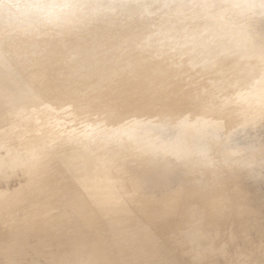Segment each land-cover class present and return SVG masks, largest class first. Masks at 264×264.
<instances>
[{
	"label": "bare ground",
	"instance_id": "6f19581e",
	"mask_svg": "<svg viewBox=\"0 0 264 264\" xmlns=\"http://www.w3.org/2000/svg\"><path fill=\"white\" fill-rule=\"evenodd\" d=\"M38 1L48 4L51 14L64 3ZM8 3L17 4L19 0H0V6ZM78 4L80 15L77 16L82 17V22L66 40L54 45L41 43L29 54L20 46V41L27 37L21 38L19 33L12 38V46H20V53L28 62L38 58L46 64L54 58L64 63L75 99L84 97L86 104L93 105L103 99L109 109L117 102L103 91L121 85L118 91L125 88L127 92L121 94L125 112L157 113L164 119L160 122L134 119L110 133L107 141L103 134L94 135L96 138L87 134L88 140L81 142L76 137L68 138L73 131L67 137L62 136L64 131L58 129L59 114H56V118L47 121L51 127H46L48 130L43 127L46 132L41 140L36 116L41 108L47 111L50 105L42 97L25 92V87L10 75L7 61L0 60L1 105L10 110L3 111L13 113L20 119L19 123L31 127L27 129L31 132L27 140L23 136L27 130L16 128L14 142L5 143L0 162L9 160L17 151L32 158L26 165L30 167L0 175V186L19 179L16 187L0 193V264H223L224 255L235 252L236 242L241 246L236 253L240 264H247L250 258H254V264H264V242L255 243L246 238L252 230L260 235L264 232V83L259 80L264 74V59H261L264 0H80ZM27 5L33 6L29 2ZM146 8L147 17L138 21L141 18L136 15ZM125 14L131 17L125 18ZM167 25L172 28L167 30ZM7 30L0 27V45L14 34ZM236 30L246 36L229 38L227 33ZM194 32L198 34L196 41L183 39L187 33L195 35ZM30 34L28 38L33 37ZM89 38L97 46L95 49L84 46L83 40ZM33 39H29L30 43ZM236 40H249L251 44L243 43L242 47L228 51L217 45V42L231 44ZM58 45L61 51L52 50ZM7 49L0 47L3 52ZM215 64H218L216 68L210 70ZM186 79L208 84L204 86L209 107H205L202 116L187 115L185 93L180 89ZM112 90L115 89H109ZM246 99L249 103L242 107L241 102ZM97 106L94 109L98 111L100 106ZM51 113L50 110L47 115ZM65 116L62 117L69 118ZM6 123L9 126L11 122ZM159 123L174 127L194 123L193 133L184 130L178 141L168 143L167 137L162 139L148 130L141 131ZM223 126L225 131L220 129ZM17 127H21L18 122ZM240 128L248 129L247 136L255 133L258 139L246 138L242 142ZM132 129L139 131L138 136ZM6 130L5 135L9 132ZM92 138L94 148L92 142L87 144ZM61 141L64 145L59 146ZM175 142L178 145L174 146ZM230 142L242 147L238 158L227 149ZM47 148L54 151L57 159L50 161ZM175 153L183 165L189 166L187 176L180 183L179 173L175 171L182 165L173 157ZM50 162L60 163L70 179L49 188L54 196L52 201H32L41 198L40 191L34 193L37 188H48L51 184L45 180L39 186L41 181L36 178L39 175L45 178L44 171ZM246 164L255 171H244ZM229 167L233 174L238 173L237 182L226 181L218 171ZM131 172L136 183L132 184L134 191L129 192L127 178L131 179ZM166 187H173L171 193L155 199L153 193ZM59 196L66 197L61 205L55 203ZM30 199L33 203L27 211H22ZM182 246L185 250L181 252Z\"/></svg>",
	"mask_w": 264,
	"mask_h": 264
},
{
	"label": "rangeland",
	"instance_id": "374dc122",
	"mask_svg": "<svg viewBox=\"0 0 264 264\" xmlns=\"http://www.w3.org/2000/svg\"><path fill=\"white\" fill-rule=\"evenodd\" d=\"M259 16V15H258ZM259 17H263V16H259ZM33 42L32 43H30V40L28 39V38H23L21 41H20V46L21 47H26V46H29V45H32V44H36L37 42H38V38H34L33 40H32ZM20 46H10L8 49H7V51L5 52H3V51H1L0 50V56H1V58L0 59H2V60H5V61H3L4 63L6 62V65L8 66V68H9V66H10V71H12V72H14V74H15V72L16 73H18V74H15L16 76H18V77H20L28 86H30V87H33V89L34 90H36L37 92H39L41 95H42V98L41 99H44L43 101H46V103L45 104H49L50 105V107H48V109L49 110H51L52 111V117H54V116H56V114L58 115L59 114V116L61 117H59V116H56L57 118H59V120H58V129H59V131H64L63 132V134H62V136L63 137H67L69 134H70V131H73V133H71V135L72 136H68V137H76V139L77 140H79V141H81V142H85V141H87L88 139H87V137H86V135L88 134V135H90L91 137H93L94 135H96V134H103V135H106L104 138H106L110 133H114L115 131H117L118 130V128L119 127H121V126H126V124H129V123H131L132 122V120H149V121H152V122H159V120L160 119H162V117H160L161 115L160 114H157V113H154V114H140V115H137V114H130V113H128V112H125L124 111V108H125V104L123 103V100H124V98H121V94H124V93H127L126 92V89L124 88H120V90L118 91V89H119V87L121 86V85H114V86H112V87H114V88H109V87H107L106 89H105V91H103V94L104 93H106V92H108V95L110 96V95H112V96H110V98L111 99H113V100H115V103L117 102V104L114 106V105H110V107H109V109H108V107L106 106V105H104L103 103V99H102V101H101V99H100V101H99V103L98 104H96V105H98V106H100L99 108H100V110H95L94 109V106H96V105H93V104H91V102L90 101H88V102H90V103H88V104H86L87 103V100L84 98V97H78V98H74L73 97V95H72V91L74 90V87H72V85H71V81L68 79V77L66 76V74H65V72L64 71H62L61 69L59 70L58 68H55V67H52V66H50V65H47V64H43L42 63V61H40L39 59H35V58H33V59H28V60H31V61H27V59H24V57H23V53L21 54L20 53V51H22L21 49V47ZM11 51V52H10ZM16 51V52H15ZM10 53V54H8V53ZM4 53H5V55H4ZM17 53H19V54H17ZM6 54H8L7 56H6ZM13 54H17L16 56L15 55H13ZM4 55V56H3ZM5 56H6V58H5ZM8 56H9V58H8ZM13 57V58H12ZM15 57V58H14ZM11 58V59H10ZM12 59H14V60H12ZM18 59V60H17ZM21 59V60H20ZM39 61V62H38ZM16 62V63H15ZM35 62V63H34ZM12 63H14V64H12ZM23 65H22V64ZM27 64V65H26ZM35 64V65H34ZM18 67H17V66ZM44 65V66H43ZM13 66H14V68H13ZM19 67H21L20 69H19ZM25 67V68H24ZM29 67V68H28ZM16 68H18L17 70H16ZM15 69V70H14ZM31 69H32V72H31ZM23 72H22V71ZM28 70V71H27ZM20 71V72H19ZM26 73V74H25ZM58 73V74H57ZM52 75V76H51ZM53 75H55V77H53ZM30 76V77H29ZM49 76H50V78H49ZM37 77H39V78H37ZM48 78V79H47ZM183 78H185V76H183ZM27 82H26V81ZM39 80V81H38ZM187 80V82H186V84H185V82L183 83H181V84H183V85H180L181 86V91L182 92H184L185 94V97H186V99H185V105H184V108H186V112L188 113L187 115L188 116H191V117H195V116H198V115H201L202 113H203V111H204V107H205V103H206V97L204 96L205 95V89H206V85H208L207 84V82L206 81H200V80H198V79H196V80H198V82H196V83H191V82H189L188 81V79H186ZM59 81V82H58ZM40 83L39 85H38V83ZM48 82V86H47V83ZM68 82H70L69 84H68ZM200 82H201V84H200ZM205 82V83H204ZM203 83V84H202ZM37 86H36V85ZM54 84V85H53ZM192 84V85H191ZM67 86L68 87V91H61V87H64V86ZM203 85V86H202ZM206 87H205V86ZM46 86V87H45ZM195 86V87H194ZM200 86H202V87H200ZM45 87V88H44ZM51 87V88H50ZM72 87V88H71ZM182 87H184V88H182ZM188 87V88H187ZM192 87V88H191ZM49 88V89H48ZM54 90H53V89ZM71 88V89H70ZM197 88V89H196ZM41 89V90H40ZM45 89H47V90H45ZM51 89V90H50ZM109 89H115V90H112V91H109ZM187 89L189 90L188 92H187ZM193 89V90H192ZM204 89V90H203ZM39 90V91H38ZM108 90V91H107ZM131 90H133V89H131ZM186 90V91H185ZM41 91V92H40ZM46 91L49 93L50 92V94H53V95H49L48 93H46ZM51 91L53 92V93H51ZM62 93H61V92ZM127 91H129L128 89H127ZM193 91H194V93H193ZM197 91V92H196ZM57 92V93H56ZM67 92V93H66ZM89 92V91H88ZM196 92V93H195ZM43 93L44 94H46V95H43ZM59 93L60 94H62V95H59ZM69 93V94H68ZM192 93V94H191ZM202 93V94H201ZM55 94H58V95H56L55 96ZM65 94V95H64ZM87 94H90V93H87ZM50 97H49V96ZM188 95V96H187ZM199 95V96H198ZM69 96V97H68ZM193 96V97H192ZM53 97H56L57 98V100H56V98H53ZM68 97V98H67ZM49 100H48V99ZM60 98V99H59ZM55 99V100H54ZM65 99H67V100H65ZM84 100V102L82 101V102H80L81 100ZM153 99H154V97H153ZM193 99V100H192ZM47 100L50 102H47ZM52 100H53V102H52ZM62 100H64V101H62ZM74 100V101H73ZM78 100H79V102H78ZM117 100V101H116ZM200 100V101H199ZM68 101V102H67ZM69 101H72V102H69ZM60 102V103H59ZM53 103V104H52ZM67 103H69V104H67ZM74 103H75V105H74ZM122 103V104H121ZM2 103L0 102V113H1V115H0V146H4V147H0V156H2V155H4V153H2V151L3 150H5V147L8 145V144H11V143H13L14 142V138H15V136L14 135H16V133H15V130H16V128H23L22 129V131L23 132H25L28 128H30V126H26L25 128L23 127V126H21V127H17V122H18V125L20 126V125H23L21 122L19 123V121H17V119L15 120L14 119V116H12L11 115V113H9L8 111L7 112H4L5 111V108L3 109L2 108V105H1ZM44 104V105H45ZM57 104V105H56ZM58 104H60L59 106H58ZM71 104L74 106H71ZM77 104H80V105H78V106H81V107H78L77 106ZM52 105L54 106V108L52 107ZM62 105V106H61ZM46 106V105H45ZM67 106V107H66ZM97 106V107H98ZM58 107V108H57ZM66 108V112H64V110H65V108ZM69 107V108H68ZM85 107V108H84ZM114 107V108H113ZM115 107H116V110H115ZM52 108H53V110H52ZM74 108H76V109H74ZM105 108H107V109H105ZM62 109V110H61ZM67 109H68V111H67ZM69 109H71V110H69ZM80 109V110H79ZM93 109V110H92ZM4 110V111H3ZM75 110V111H74ZM119 110V111H118ZM57 111V112H56ZM58 111H59V113H58ZM82 111V112H81ZM123 111V112H122ZM63 112V113H62ZM5 114V116H4V114ZM7 113V114H6ZM67 115V116H65V114ZM69 115H68V114ZM80 113V114H79ZM55 114V115H54ZM64 114V115H63ZM71 114H74V116L73 115H71ZM124 114V115H123ZM130 114V115H129ZM76 115V116H75ZM135 115V116H134ZM62 116H65V117H68L69 116V118H64V117H62ZM3 117V118H2ZM5 117V118H4ZM8 117V118H7ZM11 117H13V118H11ZM56 117H54V118H56ZM53 118V119H54ZM63 118V119H62ZM74 118H75V120H74ZM138 118H140V119H138ZM4 119V120H3ZM13 119V120H12ZM65 119V120H64ZM66 119H68V120H66ZM37 122H38V124H39V126H40V128H41V134H39L38 136H39V139H43L44 137H45V135H43L44 134V129H46V130H48L49 128H48V126L49 127H51L50 125H48V124H51V122L50 123H47V121H49L50 119H48L47 117H44V116H40V117H38L37 119ZM64 120V121H63ZM9 121L11 122V123H14L13 125L11 124V123H9ZM13 121V122H12ZM15 121V122H14ZM50 121H52V119L50 120ZM2 122H4V123H2ZM6 122H8L9 123V126H8V124L6 123ZM40 122V123H39ZM46 122V123H45ZM60 122V123H59ZM61 122H62V124H61ZM74 122H75V124H74ZM16 123V124H15ZM42 123V124H41ZM73 123V124H72ZM79 123V124H78ZM86 123V124H85ZM3 124V125H2ZM61 124V125H60ZM72 124V125H71ZM85 124V125H84ZM11 125V126H10ZM15 125V126H14ZM63 125V126H62ZM66 125H68V126H66ZM222 125V124H221ZM7 127V128H6ZM8 127H10V130H9V128ZM15 129H14V128ZM43 127H44V129H43ZM48 129H47V128ZM77 127H79V128H77ZM63 128V129H62ZM77 128V129H76ZM223 128V131H225V127L223 126L222 127ZM2 129V130H1ZM6 129H8L9 130V132H8V134H6L5 135V132L7 133V130ZM69 129V130H68ZM4 130V131H3ZM18 130V129H17ZM29 130V129H28ZM26 131L25 133H24V139H30L31 137V132L30 131ZM43 130V131H42ZM82 130V131H81ZM114 130V131H113ZM14 131V132H13ZM19 131V130H18ZM80 131V132H79ZM22 132V133H23ZM28 132H29V134H28ZM46 132V131H45ZM48 132V131H47ZM2 133H3V137H1V135H2ZM10 133H12L13 134V136H12V134L10 135ZM15 133V134H14ZM8 135H10V137L8 136ZM25 135H29L28 136V138H27V136H25ZM44 136V137H43ZM6 137H7V139H6ZM8 137H9V140H8ZM12 137V138H11ZM30 137V138H29ZM2 138V139H1ZM4 138V139H3ZM10 138H11V141H10ZM94 138H96V136H94ZM2 140L3 141H5V142H2ZM8 142H7V141ZM13 141V142H12ZM89 141H92V140H89ZM106 141H107V138H106ZM11 142V143H10ZM62 142V141H61ZM2 143V144H1ZM5 143L7 144V145H5ZM4 144V145H3ZM62 143H60L59 145H61ZM93 145H94V142H93ZM51 153L50 152H48L47 153V155H48V157H49V159H50V161L53 159V158H51L52 156L50 155ZM234 154V153H233ZM235 155V154H234ZM236 156V155H235ZM51 164H52V166H51ZM50 166V168H49V166ZM55 166V167H54ZM53 167V168H52ZM49 169V170H48ZM51 169V170H50ZM47 170V171H46ZM56 170V165L54 164V163H52V162H50V163H48L47 165H46V168H45V171H44V176H45V178H47V179H45V178H43L44 179V181L46 180H48V182H50L51 184H50V186L47 188H42V189H39L38 191H40V192H38L39 193V195H40V197L41 198H39V200H43V201H52L53 200V195H51V193H50V190L51 189H49V188H51V186H56V185H58V184H60V183H62L63 184V179H60V178H57V179H54V174H55V172H54V174H52V172L53 171H55ZM52 171V172H51ZM48 173V174H47ZM49 173H51L50 175H49ZM131 174V173H130ZM47 175H49V176H47ZM52 176V177H51ZM127 177H128V175H126ZM131 176V175H130ZM230 178V177H229ZM228 178V180L229 181H231L232 183L233 182H236V178L235 177H231V179H229ZM53 179H54V181H53ZM127 179H129V181H128V183H129V185H130V190H129V192H132V191H134L133 189H134V187H135V185L133 186L132 184L134 183V181H132V183H131V179H132V176H131V179L130 178H127ZM16 180H17V182H16ZM15 181L13 180V181H9V183L6 185V184H4L3 186H0V193H5L6 191H8L9 189H12V187L14 188V187H16V185L19 183L18 181H19V179L17 178ZM43 181V180H42ZM66 182H67V180H65ZM15 182V183H14ZM53 182H55V183H53ZM66 182H64V184L66 183ZM13 185V186H12ZM41 192H43V193H41ZM37 193V194H38ZM48 193V194H47ZM46 194V195H45ZM50 200H49V199ZM56 198V197H55ZM61 197L59 196L58 198H56V200H55V203L56 204H59V205H61L62 203H64V198L66 199V197H64V198H61ZM47 199V200H46ZM60 199V200H59ZM64 201H63V200ZM42 201V202H43ZM57 201V202H56ZM61 201V202H60ZM29 209V208H28ZM27 209V210H28ZM263 234V236H261ZM262 234L260 235V234H255L254 233V231L252 230L251 232H249V233H247L246 234V238L248 239V241H253V242H255V243H262V242H264V232H262ZM263 237V238H262ZM262 238V239H261ZM260 241H262V242H260ZM241 248V246H240V244L238 243V242H236V244H235V247H234V249H235V252L234 251H232V252H229V253H227V254H225L224 255V257H223V259H222V262H223V264L224 263H227V262H230V263H235V264H240V262H239V256L237 257V255H236V253L238 252V250ZM185 250V247L184 246H182L181 247V252L182 251H184ZM247 264H254V258H250L249 259V262L247 261Z\"/></svg>",
	"mask_w": 264,
	"mask_h": 264
},
{
	"label": "water",
	"instance_id": "95a60500",
	"mask_svg": "<svg viewBox=\"0 0 264 264\" xmlns=\"http://www.w3.org/2000/svg\"><path fill=\"white\" fill-rule=\"evenodd\" d=\"M12 1H15V0H12ZM61 1L64 2L63 5L60 6L59 10L56 13H54V14L48 13V8H47L48 4L47 5L46 4L43 5L42 4L43 2L42 1H38V0H19V3H17V4L8 3L6 6H5V4H4V6L1 5L0 6V27H4L5 29H8L7 30L8 32H14V34H13V36H9V38L6 37L5 39H3L2 42H1L0 47L2 45L4 47H8V48L10 46H12V42H11L12 38H15L14 37L15 35L18 36L19 33L22 36L21 38H23V36L28 38V34L30 32H31L30 36L31 35L33 36L32 38H38V42L36 43L35 46L29 45V46L24 48V50H26L29 54L31 53V51L34 48H36L41 43H42L43 46H45V44H44L45 42H48V44L52 45L53 43L55 44L59 40H63V41L66 40L68 38L67 36L72 35L71 34L72 31H76V30L79 29L78 26L82 22V17L81 16H77V15H80V13L78 12V8H79L80 4L81 5L83 4V2H80V4H78V2L80 0H61ZM114 1H118V0H114ZM27 2H29V4H33V6H31V8L29 7L27 9V11L21 12L20 6L22 4L27 5ZM13 3H15V2H13ZM144 3H148V2L145 1ZM66 5H68V7H66ZM3 7H4V10H2ZM2 12H3V14H2ZM134 13H136V12H134ZM141 13L142 14H137L136 15V17H140L141 18L138 21L144 20L147 17L149 12H148V9L146 8V9H142ZM107 16L111 17L113 15H109L108 14ZM143 16H145V18H143ZM92 17H94V16H92ZM124 17L128 18V17H131V15L125 14ZM124 17H122V18H124ZM177 18H178V16H176L175 19H177ZM261 23H264V22L261 21ZM21 28L22 29H27V31L24 33L23 30H20ZM168 28H172V27L167 25V30H168ZM194 33H196V34L194 35L193 33L192 34L191 33H187L186 37L183 38V39H186V41H191V42L196 41L198 38L195 39V36L197 37L198 34H197V32H194ZM227 34H228V37L229 38L231 37V39H233V40L235 38H237L238 35L246 36V34H244V32H241L240 30H236V31H233V32L231 31V32H228ZM81 35H83V34H81ZM191 36H194V37L191 38ZM32 38H28V39H32ZM217 40H218V37H217ZM15 42H16V40L13 43H15ZM243 43L244 44H251L249 40L248 41L244 40V42L236 40V42L232 41L231 44L226 43V41H224L222 43H218L217 42V45L219 47H221V50L225 49V51H228V50H234L235 48L242 47ZM83 44H84V46L87 49H88V47L92 48V49H95L97 47L95 44H93L90 41V38L86 39V40L84 39L83 40ZM205 45H206L205 42L203 44H201L202 48H204ZM76 47H77V45H75V48ZM55 48H58L57 50H59V48H61V46L60 45H58L57 47L54 46V47H52V50H55ZM245 50H247V49H245ZM245 50H244V52H246ZM59 51H61V50H59ZM261 59H264V57H261ZM0 60L3 61L2 59H0ZM46 64L50 65L52 67L58 68L59 70L61 69L62 71H64L66 76L68 77V79L71 81V76H69V74L67 73V70H66L67 68H64L65 67L64 63H60L59 61H55L54 58H53L50 61H48V63H46ZM217 65L218 64H215L213 66V68L210 69V70H214ZM10 75L15 80H17L19 83H21L25 87L23 89L25 92L33 93L36 97H42V95L39 92L34 90L33 87L28 86L22 79H20L18 76H16L12 71L10 72ZM260 76L261 77H259V80L264 83V74H261ZM67 89H68V87L64 86V87L61 88V91L62 92L63 91H67ZM205 97H206L205 107L208 108L209 105L207 104V95L206 94H205ZM0 102L2 103L1 99H0ZM248 103H249L248 99H246L245 101L242 100V102H241L242 107H244V105H248ZM205 107H204L203 113L200 116H202L204 114ZM6 110H8V109H6ZM40 110L41 111L37 113L38 115L36 114L37 115L36 118H38L40 116H44V117H47L50 120L53 119V117L51 116L52 114L51 115H47V113H49L50 110L46 109L47 111H45L43 108H41ZM8 111H10V110H8ZM11 115H13L15 119L20 121V119L17 118L16 115H14L13 113H11ZM163 119L164 118L160 119L159 122L162 121ZM178 121H176V123ZM198 121H201V120H198ZM21 123L23 124L21 126H24V125L25 126H30L28 123L25 124L22 121H21ZM163 124H165V123H159V124H156V125H151L148 128L144 127L143 129H141V131L148 130V132H151L153 135L159 136L162 139H163V137H167L169 139L168 143H172L173 141H178L180 139V136L182 137L183 133L186 132L184 130H189V132L191 134L193 133L191 130H192V126H193L194 123L190 124V125H183V123H180L176 127L163 125ZM182 128H183V130H182ZM220 129L222 130L223 128L221 127ZM130 131L134 132L136 134V136H138V132L139 131H136L135 129L134 130L132 129ZM239 132H240V135H241L239 138H240V140L242 142H244L246 138L250 139L251 141H254V139H256V138L258 139V137H257V135H255V133H253L254 135L247 136L248 135V129L240 128ZM119 134H120V132H119ZM105 136L106 135H103V137H105ZM254 136H256V137H254ZM68 138H70V137H68ZM106 138H107V140H109V136H107ZM106 138H105V140H106ZM239 138H236V142H238ZM90 140H92V141L87 142V144L92 142L91 148H94V145H93L94 139L92 138ZM236 142H230L231 146H229L227 149L230 152L234 153L236 155V157L238 158L239 157V155H238L239 149L242 148V147L239 144H237ZM179 144H180V142H179ZM61 145H64L63 141H62ZM61 145H59V146H61ZM175 145H178V142H175L174 146ZM246 147H247V149L250 148L251 147V143L249 145H246ZM47 152L51 153V155H52L51 158L57 159V157H55L54 151L52 149L47 148ZM3 156L4 155H2L0 157H3ZM174 156L176 158L177 163L182 165V167H180L178 170L175 171V172L179 173L178 175L180 177H178V182L180 183L179 180H182L184 177L187 176L188 171H189V166L186 165V164L183 165L182 164L183 162L178 160L177 157H180L179 154L175 153V154H173V157ZM31 159H32L31 157L25 155L21 151L20 152H18V151L15 152V155L12 156L9 160H6L5 162H0V175H7V174H9L12 171H16V170H19V169H24L26 167H30V166H26V165L31 161ZM55 165H56V170H55V174H54V179L60 178V179H63V180H69L70 178L68 179L66 177L68 175L66 174V172L63 169V167L61 166V164L58 163V164H55ZM255 167H257V166L255 165ZM245 168L246 169L244 171H247V172L250 171V172L253 173V171H255V169H253L252 166L249 167V166H247V164H246ZM218 171L221 174V176L224 177V179H227L226 181H229L228 180L229 177L230 178L231 177H235L236 180L239 178L237 172L235 174L232 173L233 169H231V167H229L228 169H226V168L223 169L222 168V169H219ZM131 175H132L133 181L136 183L135 175L132 172H131ZM36 178L38 179V181H41L39 183V186L44 184L45 181L42 179L43 177H40V175H39V176H36ZM1 180L2 179L0 178V181ZM39 189H42V188H37L34 193L36 194ZM172 189H173V187L163 188L159 193H158V191L156 193H153L154 194V198L158 199L160 197L169 195L171 193ZM185 191H187V190H185ZM184 193H188V192H184ZM36 200H39V198H36V199H34L32 201H36ZM28 201H30V202L29 203H25V205L21 209L22 211H27V209L30 207V203H33L31 201V199L28 200ZM40 201H43V200H40Z\"/></svg>",
	"mask_w": 264,
	"mask_h": 264
},
{
	"label": "clouds",
	"instance_id": "9594fccd",
	"mask_svg": "<svg viewBox=\"0 0 264 264\" xmlns=\"http://www.w3.org/2000/svg\"><path fill=\"white\" fill-rule=\"evenodd\" d=\"M29 7H30L29 5L22 4V5L20 6V10H21V12H25V11H27V9H28Z\"/></svg>",
	"mask_w": 264,
	"mask_h": 264
}]
</instances>
